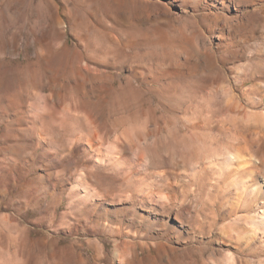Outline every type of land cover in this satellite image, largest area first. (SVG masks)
I'll list each match as a JSON object with an SVG mask.
<instances>
[{
    "label": "bare ground",
    "instance_id": "6f19581e",
    "mask_svg": "<svg viewBox=\"0 0 264 264\" xmlns=\"http://www.w3.org/2000/svg\"><path fill=\"white\" fill-rule=\"evenodd\" d=\"M141 3L140 13L144 19L151 20L153 10L156 15L166 14L169 21L183 16L192 18L195 24L191 29H195L197 41L173 39L168 46L170 49L193 48L197 52L194 63H166L164 52L144 47L131 49L136 46L133 40L139 36L127 31L125 24L104 25L106 15L96 12L93 13L96 22L88 24L95 36L90 41L84 35L85 28L76 29L84 19L92 18L87 8L79 11L78 5L70 0L56 2L50 9L53 18L48 27L52 33L50 38L35 40L40 46L59 43L63 48L56 51L36 48L33 59L23 65L16 59H8L4 81L0 79V91H3L0 107L4 110L8 153L13 160L29 163L40 150L43 158L62 163L63 168L54 171L57 174L81 164L70 186L68 208L74 207L78 212L81 210L78 203L90 200L99 206L107 198H114L122 191L129 192L130 187H145L143 180L151 176L146 170L147 164L152 163L147 138L160 131L163 133L165 125H160L156 118L155 123L152 122L153 130L144 125L140 129L128 124L120 130L115 126L137 112L153 111V107L150 108L152 95L157 96V102L166 111V100H173L178 86L192 85L193 94L182 99L177 107L181 119L177 133L189 141V150L179 162L183 166L182 192L196 195L199 201L196 217L187 216L189 225L185 227L195 226L201 233H215L220 229V244L236 237L239 245L249 246L253 239L250 232L255 237L264 236V14L256 10L264 0H141ZM63 17L71 19L68 26ZM67 31L78 35L71 53L67 50ZM140 31L145 40L150 38V26ZM53 62L62 64L63 70L47 69L43 77L33 83L21 80L24 68L36 71ZM112 64H119L128 71L118 86L120 104L110 106L113 114L107 104L95 106L86 99L100 98L106 102L102 86L96 84L92 96L86 97L82 82L81 85L66 82L67 77L85 81L89 75L104 82L110 75L98 72L97 66ZM134 77L150 86H135ZM244 84L246 86L240 89ZM46 89L48 92H43ZM67 96L71 97L70 101ZM200 143L212 146L211 154H202ZM79 144L82 149L75 152ZM140 165L144 166L143 171ZM97 166L122 168L119 177L125 179V186L105 188L97 179L88 183ZM156 197L158 201L166 198ZM84 212L95 227L106 209L98 211L89 207ZM219 220L221 223L217 224ZM105 223L114 232L120 229L119 225L113 227L109 220ZM160 252L166 254L165 245L160 246ZM119 264H132V261L122 259Z\"/></svg>",
    "mask_w": 264,
    "mask_h": 264
},
{
    "label": "rangeland",
    "instance_id": "374dc122",
    "mask_svg": "<svg viewBox=\"0 0 264 264\" xmlns=\"http://www.w3.org/2000/svg\"><path fill=\"white\" fill-rule=\"evenodd\" d=\"M60 1L0 0V79L4 81L8 59H16L23 65L33 59L36 48L42 51L63 48L59 43L55 45L51 43L47 47L40 46L35 40L52 34L48 31V27L53 23L50 11L53 5L56 2L59 4ZM70 1L78 5L79 11L81 8H87L85 10L92 16L88 20L84 19L76 28L77 30H80L78 27L85 28L84 35L90 41L95 36L92 30L88 29V24L96 22V18L93 17V13L96 12L98 15H106L104 25L119 27L120 24H125L127 31L131 34L135 32L136 36H139L137 40H133L136 46L131 49L144 47L155 52H164L166 63L178 61V64L186 62L189 64L194 63L197 57V52L193 48L170 49L168 46L173 39L178 41L187 38L197 41L195 29H191L195 24L192 18L186 19L183 16L179 20L169 21L166 14L156 15V11L153 10L152 21L144 19L140 13L143 8L141 0H117L116 3L112 0ZM256 10L264 14V4L256 7ZM108 14L112 16H107ZM63 18L68 26L71 19L69 21L66 17ZM147 26L151 27V31L148 34L150 38L145 40L140 29ZM77 37L78 35L69 31L66 33L69 43L67 50L70 53L73 43L78 42ZM47 69L63 70L62 64L55 62L47 64L46 67L40 66L36 71H31L32 69L28 67L24 68L21 80L26 84L38 81ZM97 69L98 72L105 71L104 73H108L110 77L104 78V82L103 80L99 82L91 75L87 76L85 81L67 77L66 82L75 85L82 82L86 97L92 96L91 91L96 84L102 86V94L107 96L106 102L103 103L100 98L86 99L95 106L107 104L111 111L110 106L120 104L119 101L122 100L121 89L118 86L128 71L125 67L120 68L119 64L98 65ZM65 71L68 73V69ZM133 79L135 86H150L137 77ZM245 86L246 84L240 89ZM177 90V95L176 91L173 93L174 96L171 94L173 100L171 98L166 100L168 104L166 111L163 105L157 102V96L152 95L150 108L153 107L151 109L154 114L152 110H149L150 113L146 112L148 115L137 112L122 120L123 124L121 122L115 126L121 129L130 124L140 129L146 126L153 130L156 118L160 125H165L162 127L163 133L160 131L161 133L147 138L152 163L147 164L146 170L151 176L143 180L145 187H130L129 192L122 191L114 198L101 201L99 206L94 200L84 204L79 202L81 210L78 212L74 207L68 208V195L71 183L82 165H75L66 173L57 174L55 172L63 168L62 163H53L43 158L40 150L29 163L13 160L10 152L8 153L4 110L0 107V264H119V260L122 259H129L132 264H264L262 235L255 237L250 232L249 236L252 235L253 239L249 246L244 243L242 246L239 245L236 237L220 244L219 238L222 235L220 229L215 230V233L208 231L201 233L195 226H193L195 229L185 227L189 225L186 221L187 216L196 217L199 201L196 195L190 193L183 195L182 192L184 176L183 166L179 162H182L184 154L189 150V141L182 139L177 133V127L179 129L181 124L177 107L182 99H188L189 95L193 94L195 87L188 84L180 85ZM2 92L0 91V105L3 103ZM43 92H48V89ZM76 94L73 97H78ZM66 98L70 101L71 97ZM111 113L113 114L112 111ZM81 149L82 146L79 144L74 151L79 152ZM199 151L202 154H211L212 146L200 143ZM139 167L141 171L144 170L143 165ZM122 171L120 167L97 166L93 177L87 181L92 183L97 179L105 188L122 189L125 186V179L119 177ZM155 194L166 198L158 201ZM89 207H94L98 211L106 209V213L100 217L95 227H92L84 215V211ZM64 212L68 214L62 215ZM106 220H109L113 227L119 225L120 229L117 227L116 232L108 229ZM219 223L220 220L217 224ZM162 244L166 246V254L160 252Z\"/></svg>",
    "mask_w": 264,
    "mask_h": 264
}]
</instances>
